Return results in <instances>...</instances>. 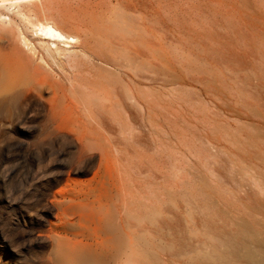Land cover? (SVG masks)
Listing matches in <instances>:
<instances>
[{"label":"rangeland","instance_id":"374dc122","mask_svg":"<svg viewBox=\"0 0 264 264\" xmlns=\"http://www.w3.org/2000/svg\"><path fill=\"white\" fill-rule=\"evenodd\" d=\"M111 1L5 2L0 5V50L12 45L30 55L19 13L31 20L51 15L80 43L102 11L118 10ZM128 1L142 7L125 12L141 17L140 27L144 11L153 22V78L151 84L143 78L134 82L139 84L137 107L145 114V98L150 101L153 124L134 126L131 133L101 129L103 136L118 135L122 143L117 146L124 151L116 154L111 146L100 170L94 154L84 172L74 170L78 147L71 137L50 138L40 127L45 119L40 104H32L21 123L0 125V264H63L51 257L50 243L64 218L77 219L83 196L75 193L89 191L92 198L108 183L111 189L113 180L127 182L131 160L137 167L132 173L137 199L162 213L155 216L167 217L168 239L177 242L155 240L152 250L162 264H264V0ZM4 27L11 28L8 37ZM4 62L1 56L0 96L12 89L8 79L21 86L30 80L20 72L2 73ZM34 93L49 96L38 88ZM157 197L168 209L160 198L165 206H158ZM52 203L65 210L61 218ZM82 223L91 227V215ZM76 262L72 258L65 264Z\"/></svg>","mask_w":264,"mask_h":264},{"label":"bare ground","instance_id":"6f19581e","mask_svg":"<svg viewBox=\"0 0 264 264\" xmlns=\"http://www.w3.org/2000/svg\"><path fill=\"white\" fill-rule=\"evenodd\" d=\"M8 1L15 3L16 6L27 1L32 2V0H0V5ZM115 1L118 3V10L111 14L108 10L109 13L106 12L108 15H103V11L101 14L98 12L101 15L99 19L94 20L90 28L85 25L87 29L89 28V31L85 29L89 33L85 34L83 30L85 35L83 34V37L80 35L82 37L80 43L78 40L80 41L81 38L79 39L77 34L64 30L56 20H53L54 18H51V15L44 17V14V18L31 20L28 18L29 14L26 16L23 12L19 13L20 19L27 26V34L22 31L25 33L22 35V41L30 55L27 52L19 53V50L12 45L6 50H0V57L5 60L2 73L20 72L30 79L29 83L22 86L14 81L15 78L8 79L12 82V89L0 96V125L14 126L21 123L26 118L30 106L34 103L40 104L45 109V119L41 120L43 124L40 127L48 130L47 137L69 136L77 144L78 165L75 171L84 172L92 163L91 159L96 153L99 155L98 170L102 169L106 160L111 157V146L116 154L124 151L122 145L120 146L123 148L120 149L117 146L122 143L118 135L103 136L101 129L130 131L129 129L134 126L138 129V126L153 121L152 106L147 98L144 105L145 114L139 111L137 102L140 98L136 90L139 84L136 86L134 84L135 80L140 78L146 79L151 84L153 78L151 28L153 22L150 21L152 19L147 11H144L146 21L142 22L144 26L140 27L141 17H131L133 11L130 14L125 13L131 8L140 10L142 7L137 6L138 2L133 1L134 3L131 4L128 0ZM114 5L112 3L113 7ZM98 8L105 10L102 6ZM96 14L92 16L96 17ZM8 27H4L3 34L6 37L12 32ZM37 88L47 92L49 96L40 98L34 93ZM72 132H75V135H72ZM127 163L130 164L131 170V173L129 171L128 174L123 173L127 174V182L120 176L122 180L119 184L114 180L111 181V189L108 183L109 186L104 185L103 191L92 198L89 191L75 193L78 197L83 196L81 199L78 198L77 219L64 220V218L60 224L61 231H57V234L52 233L53 236L50 234L52 236L50 252L55 261L59 260L65 264L73 258L77 261L75 264H162L161 257L152 250V246L156 245L155 240L159 237L163 239L165 245H168L176 242V239L173 236L168 239L170 232L165 230L166 228L169 230L167 217L155 216V212H159L156 207H151L149 203L145 204L137 199L138 191L136 192L133 176L137 173L135 170L137 167L132 160ZM120 187L123 192L119 195ZM155 196L152 198H156ZM159 198L154 199L159 202L158 206L164 205L160 202V199L162 201L164 199ZM82 200L85 202L82 203ZM53 203L51 207L56 209L57 217H60V211L65 210L59 208L58 203ZM164 206L163 210L160 209L162 212L165 211ZM167 207L168 205L166 209ZM87 214L91 215L93 222L91 227L82 223L83 217Z\"/></svg>","mask_w":264,"mask_h":264}]
</instances>
